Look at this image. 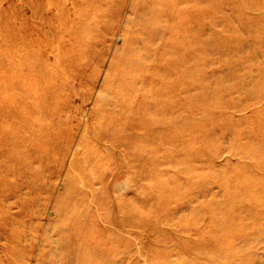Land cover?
<instances>
[{
    "label": "rangeland",
    "instance_id": "obj_1",
    "mask_svg": "<svg viewBox=\"0 0 264 264\" xmlns=\"http://www.w3.org/2000/svg\"><path fill=\"white\" fill-rule=\"evenodd\" d=\"M167 1L0 0V264H264V0H176L203 105L164 119Z\"/></svg>",
    "mask_w": 264,
    "mask_h": 264
},
{
    "label": "bare ground",
    "instance_id": "obj_2",
    "mask_svg": "<svg viewBox=\"0 0 264 264\" xmlns=\"http://www.w3.org/2000/svg\"><path fill=\"white\" fill-rule=\"evenodd\" d=\"M175 4L176 0L167 1L166 8L169 12L165 15L166 17L174 18V21L176 19V22L174 24L173 21L165 28V33L162 34L165 39L159 45V49L158 47L154 48L158 51L156 52L157 56L153 58L155 61L152 63V71L150 72V75L156 80L157 85L155 88H151L149 91L141 93V96L148 93L147 99L150 102L149 104L153 107L152 114L154 117H162L164 119L171 116L169 114L171 110L168 111L159 98L154 95L156 94V91H160L161 94H163V91H170L173 95L171 97V102H176L177 107H180V109L174 111H177L178 115H180L179 110L183 107L187 108L189 111H195L200 105H203V100L196 103L189 94L190 89H194L196 86L195 77L192 76L195 73L198 74L199 64L203 62L205 58L202 53L204 43H202V40L198 39V34L201 31V26L203 24V18L197 8H192L191 10L182 9V14L180 12H174L172 8L176 7ZM155 17L160 19L161 15L155 13ZM192 17L195 18L194 30L191 28L190 24ZM176 30H179L177 33L180 34L181 37L177 35ZM186 32L194 35L189 37ZM192 59L194 60V63L189 64V61ZM145 74L146 73H143V76L140 77V79H142L141 81H144V79L147 78L144 77ZM132 84L133 83H131V85ZM190 85H193V87H190ZM182 88L185 90L181 91L184 99L181 102L176 95L177 90H181ZM199 124L203 126V122ZM183 127L184 129H191L196 126L192 122L191 124L184 123ZM185 140H188V137Z\"/></svg>",
    "mask_w": 264,
    "mask_h": 264
}]
</instances>
